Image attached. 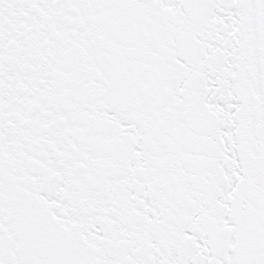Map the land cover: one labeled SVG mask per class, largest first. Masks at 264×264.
Listing matches in <instances>:
<instances>
[{
    "label": "water",
    "instance_id": "water-1",
    "mask_svg": "<svg viewBox=\"0 0 264 264\" xmlns=\"http://www.w3.org/2000/svg\"><path fill=\"white\" fill-rule=\"evenodd\" d=\"M0 264H264V0H0Z\"/></svg>",
    "mask_w": 264,
    "mask_h": 264
}]
</instances>
